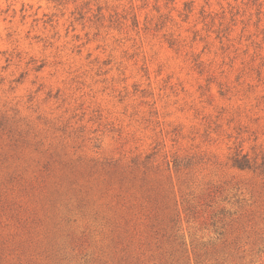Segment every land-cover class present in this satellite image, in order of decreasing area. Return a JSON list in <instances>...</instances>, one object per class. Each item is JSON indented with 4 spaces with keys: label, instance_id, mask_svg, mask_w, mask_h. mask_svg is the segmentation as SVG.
I'll use <instances>...</instances> for the list:
<instances>
[{
    "label": "rangeland",
    "instance_id": "rangeland-1",
    "mask_svg": "<svg viewBox=\"0 0 264 264\" xmlns=\"http://www.w3.org/2000/svg\"><path fill=\"white\" fill-rule=\"evenodd\" d=\"M0 264H264V0H0Z\"/></svg>",
    "mask_w": 264,
    "mask_h": 264
}]
</instances>
